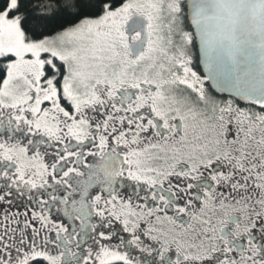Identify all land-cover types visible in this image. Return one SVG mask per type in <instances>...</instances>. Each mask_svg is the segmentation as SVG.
<instances>
[{"label":"snow or ice","instance_id":"1","mask_svg":"<svg viewBox=\"0 0 264 264\" xmlns=\"http://www.w3.org/2000/svg\"><path fill=\"white\" fill-rule=\"evenodd\" d=\"M0 264H264V0H0Z\"/></svg>","mask_w":264,"mask_h":264},{"label":"water","instance_id":"2","mask_svg":"<svg viewBox=\"0 0 264 264\" xmlns=\"http://www.w3.org/2000/svg\"><path fill=\"white\" fill-rule=\"evenodd\" d=\"M253 57L256 59L257 64L260 63L259 61V52L256 50H251ZM246 55L247 50H245V53L239 57H237L236 61L233 62L227 58H225V62L227 64L229 72L235 76L236 74L243 73L247 68V62H246Z\"/></svg>","mask_w":264,"mask_h":264}]
</instances>
